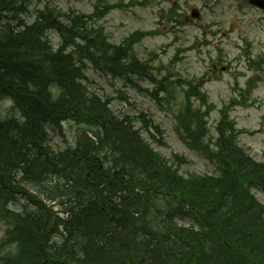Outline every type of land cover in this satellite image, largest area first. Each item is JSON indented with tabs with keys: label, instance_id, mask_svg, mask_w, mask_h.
Wrapping results in <instances>:
<instances>
[{
	"label": "trees",
	"instance_id": "trees-1",
	"mask_svg": "<svg viewBox=\"0 0 264 264\" xmlns=\"http://www.w3.org/2000/svg\"><path fill=\"white\" fill-rule=\"evenodd\" d=\"M98 2L84 15L0 0V57L22 59L14 76L0 75V264H264V204L254 193H264V162L239 145L228 106L211 134L215 104L199 82L185 90L176 131L205 160V174H183L193 162L160 154L143 135L144 114L139 128L92 91L89 65L113 78L155 80L135 53L144 34L111 43L99 21L115 6ZM65 124L75 136L56 150L51 133ZM53 200L68 202L69 220L55 215Z\"/></svg>",
	"mask_w": 264,
	"mask_h": 264
},
{
	"label": "rangeland",
	"instance_id": "rangeland-1",
	"mask_svg": "<svg viewBox=\"0 0 264 264\" xmlns=\"http://www.w3.org/2000/svg\"><path fill=\"white\" fill-rule=\"evenodd\" d=\"M104 1L108 5L116 4L100 20L111 42L119 44L131 33L145 31V40L136 46V54L142 60H149L153 81H163L168 90L159 89L158 84L146 76L133 75L127 81L102 75L89 66L87 75L91 90L108 99L119 115L135 119L139 128L138 118L144 114L149 128L143 135L160 154L168 158L179 154L193 162L182 168L183 174H205L210 172L205 160L179 138L175 118L179 108L184 106L185 90L194 81L200 82L201 96L206 94L207 102L215 104L206 118L211 134L217 135L220 111L228 106L235 127L240 128V132L247 131L238 137L239 145L256 162H264V58L261 71L251 65V56L257 60L264 54V12L251 8L245 0H140L149 2L146 7L130 6L129 0ZM45 3L62 11L72 8L90 14L99 2L30 0L31 11ZM193 9L199 10V20L192 19ZM187 17L191 20L186 21ZM33 20L29 13L28 21ZM50 37L58 46L57 35L50 33ZM213 65L218 66L214 73ZM250 84L252 90L242 96L244 90L251 88ZM156 90L158 99L151 95ZM197 100L193 97L191 101L198 104ZM10 105L5 102V107ZM75 130L72 125L65 124L62 133L52 132L54 148H65L66 140L73 139ZM254 193L264 204V193L258 190ZM43 195L45 198L46 194ZM64 201L48 202L54 212H59V218L66 217L69 208ZM4 232L5 226L0 225V241Z\"/></svg>",
	"mask_w": 264,
	"mask_h": 264
},
{
	"label": "bare ground",
	"instance_id": "bare-ground-1",
	"mask_svg": "<svg viewBox=\"0 0 264 264\" xmlns=\"http://www.w3.org/2000/svg\"><path fill=\"white\" fill-rule=\"evenodd\" d=\"M5 56V54H4ZM9 56L12 57L13 55L11 53H9ZM8 61H6L3 57H0V75H7V76H14L15 75V70L14 69H18V65H16L18 62H22V59H17L15 60L13 63H7ZM16 63V64H15ZM43 99V101H47L46 97L43 96L41 97ZM10 102V101H8ZM5 103V102H4ZM3 103V104H4ZM10 104L12 105V103L10 102ZM10 105V106H11ZM7 107V108H10ZM7 108H4V111H3V114L1 116V119L6 121V119L9 118L10 116V111L7 109ZM58 150V149H56ZM97 223V222H96ZM98 224V223H97ZM94 225V223H93ZM98 259V257H97ZM108 258L105 259V261H100V264H108L110 263L109 261H107Z\"/></svg>",
	"mask_w": 264,
	"mask_h": 264
}]
</instances>
